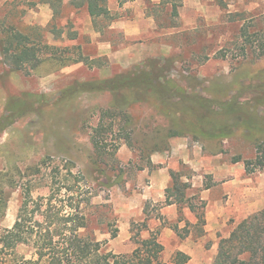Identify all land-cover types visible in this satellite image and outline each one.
<instances>
[{
  "label": "rangeland",
  "instance_id": "374dc122",
  "mask_svg": "<svg viewBox=\"0 0 264 264\" xmlns=\"http://www.w3.org/2000/svg\"><path fill=\"white\" fill-rule=\"evenodd\" d=\"M41 1L0 0V40L14 27L36 41L69 46L66 55L81 53L92 65L78 62L58 69L44 63L26 73L0 64V232L14 225L26 200L31 207L41 197L45 203L58 189L60 198L67 201L71 193L80 203L88 219L84 233L105 241L115 254H132L137 241L151 235L153 220L161 219L162 228L169 226L178 236L199 235L209 204L201 188L208 184L214 188L211 198L228 207L235 223L264 209V147L256 145L264 137L258 132L236 128L221 139L175 135L182 117L205 120L209 109L144 89L118 98L106 90L65 97L70 87L160 60L189 93L216 103L238 96L264 121V0H160L149 3L147 16L131 1H113L114 21L122 16L138 20L140 30L128 38L109 27L112 19L95 22L86 6L55 1L54 16L38 7ZM148 12L155 17L154 30ZM13 100L24 102L23 115H11L7 102ZM103 111L109 113L102 124ZM99 125L102 154L91 138ZM165 167L181 172L192 185L178 206L182 227L164 221L166 195L158 202L146 195L153 176ZM198 181L203 187L195 186ZM162 228L156 229L165 245L161 262L174 264L177 240H166ZM220 236L206 244V261L216 256L209 249ZM18 251L31 255L27 245Z\"/></svg>",
  "mask_w": 264,
  "mask_h": 264
},
{
  "label": "trees",
  "instance_id": "16d2710c",
  "mask_svg": "<svg viewBox=\"0 0 264 264\" xmlns=\"http://www.w3.org/2000/svg\"><path fill=\"white\" fill-rule=\"evenodd\" d=\"M126 1V0H122ZM63 3V0H56ZM109 0H71L77 6H87L92 19H113L108 7ZM76 38V34L71 37ZM69 46H60L37 40L30 33H24L14 27L3 32L0 40V64H6L13 71L31 73L44 63L55 68H62L74 63L85 62L92 65L87 57L65 53ZM155 64L136 66L135 70L114 74L111 77L92 80L67 89L65 97L78 92L110 91L117 98L128 90H147L163 94L168 98L178 97L195 105L209 109L205 120L181 118V129L174 134L191 133L207 138L230 137L235 129H243L264 137V121L255 112L242 106L238 96L227 102L216 103L197 93H189L176 80L166 73L167 68L160 60ZM72 90V91H71ZM140 90V91H141ZM70 92V94H69ZM69 94V95H68ZM125 97V96H124ZM127 98V97H125ZM22 100L7 102L11 115L24 114ZM219 107L217 109L216 107ZM109 111L101 112L99 123L104 122ZM194 120V121H193ZM97 136L92 135L95 149L100 152V125L96 127ZM256 141L258 150L264 147V141ZM132 146V142H127ZM240 159H236L239 161ZM262 163L261 160L258 161ZM171 183L166 189L167 205L177 204L182 207L186 191L191 183L183 181V174L171 170ZM208 184L205 188H210ZM72 190L68 188L69 192ZM61 189L53 190L44 203L41 197L34 205L26 200L22 205L18 218L11 228L0 232V264H165L161 262L164 245L159 239L160 230L153 231L148 238L139 239L138 247L132 254H115L106 248V242L84 233L88 219L82 212L81 205L75 201V195L68 193L67 201L58 194ZM76 203H75V202ZM191 208L194 209L193 206ZM205 222V219L202 220ZM147 227L146 221L142 224ZM116 234L114 233L113 237ZM181 237H183L181 235ZM27 245L31 255L18 251V247ZM190 257L183 252H177L173 257L176 264H185ZM212 264H264V209L253 212L237 223L230 235L222 237L218 251Z\"/></svg>",
  "mask_w": 264,
  "mask_h": 264
},
{
  "label": "crops",
  "instance_id": "0c3cea01",
  "mask_svg": "<svg viewBox=\"0 0 264 264\" xmlns=\"http://www.w3.org/2000/svg\"><path fill=\"white\" fill-rule=\"evenodd\" d=\"M55 1L56 0H42L37 5H38V7H41L43 10H47V11L54 13V16H55V14H56V10L54 9L56 6ZM113 1H117L121 5L129 3L131 1L132 2L131 6L133 8H136V9L140 8V9L144 10L145 11L144 15H146V16H147L146 8L151 3L160 2V0H126V1L109 0L108 7L111 10V12H112V9L110 7V3ZM69 4L70 5L72 4L71 0H70ZM72 6H75L77 9L84 7V6H77L75 4H72ZM125 6H127V5H125ZM148 18H150L149 20H151V22H152L151 26L154 30L156 28V22L154 19L155 18L154 14L149 13ZM111 21H112V23L109 25V27L110 28H117L118 29L117 31L122 32L123 35L125 34V36L127 38L129 36H131L130 34L132 32L137 33L140 30L137 26L138 20H137V18H134V17L122 16L119 19H117V21H114L113 19ZM131 29H132V31H131ZM98 33H99L98 36H100L101 31H99ZM76 38H77V36H76ZM153 162H154V159H153ZM171 180H172V178H171L169 168L165 167V168L160 169L159 172L155 176H153L152 183L146 191V195L148 196V198H152L154 201H157V202L163 201L165 199L166 189L169 187ZM201 182L202 181L196 182L195 186L203 187L201 185ZM201 189H202L201 190L202 199L209 201V204L207 206V211L205 214V222L202 225L203 229L199 235H196V237L193 236L192 233L186 235L185 237H181V236H178V234L173 230V228H171L169 226H164L162 228L163 224H162L161 219L153 220V222L149 223L150 231L153 232L156 229L162 228L161 233L166 240H168L169 242H171L173 240H177V246H175V250H174L175 254L180 251V252H183L190 257V259L185 264H212V262H213L212 260L214 257L211 258L209 261L205 260L206 259L205 256L208 255V253L206 252L208 250L206 247V244L209 241H213L214 239H218L220 234H222V236H220L221 238L229 236L231 231L233 230L234 226L237 224L233 220L231 221V219L228 217V210H227L228 207L222 201L217 200V198H214V199L211 198L212 192L214 190V188L212 186L210 188L203 187ZM216 197H218V195ZM248 210L251 212L255 211V209H253L251 207H248ZM141 213L143 214V208L141 209ZM161 214L164 217V221H167V220L169 222L174 221V223H179L180 227L183 226L184 220H182L180 218V208L178 207L177 204H170V205L163 207L161 209ZM185 216L191 222L197 221L196 220L197 217H195V216L191 217L190 213H188V212H185ZM232 224H233V227H232ZM230 226L232 228H230ZM163 245H164V243H163ZM164 247H165V245H164ZM164 251H165V248H164ZM209 251L213 252V255L217 254L218 243L213 244L212 248L209 249ZM174 264H176V263H174Z\"/></svg>",
  "mask_w": 264,
  "mask_h": 264
}]
</instances>
